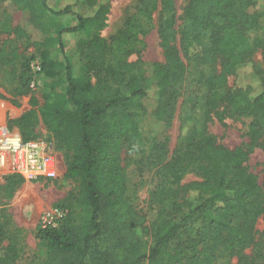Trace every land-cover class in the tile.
Masks as SVG:
<instances>
[{"label":"trees","instance_id":"obj_1","mask_svg":"<svg viewBox=\"0 0 264 264\" xmlns=\"http://www.w3.org/2000/svg\"><path fill=\"white\" fill-rule=\"evenodd\" d=\"M7 2L24 14L15 27L16 42L35 49L32 58L22 60L21 72L10 84L0 81L13 104L19 105L22 96L31 98V108L8 123L24 140L35 138L43 123L56 148L69 150L65 177L76 183L70 198L57 206L68 210L58 225L38 228L41 264H215L220 248L250 245L254 254L242 255V264H264V240L255 243L254 237L264 217V188L258 175L243 166L236 151L209 141L204 127L198 132L193 116L184 122L183 147L154 172L147 213H139L132 200L135 186L125 175L121 146L140 143L139 119L171 121L176 82L186 66L172 53L175 36L169 24L161 31L166 64L152 72L131 55L146 47L157 3L173 20L175 0H145L113 45L102 35L111 11L108 0H0V5ZM179 31L192 62L212 67L219 57L224 59L223 73L209 72L200 81L205 113L225 103L231 114L249 119L251 136H263L264 70L254 67L250 53L264 48V0H192ZM32 32L38 33L36 38ZM76 35L81 36L76 45L80 73L66 46ZM35 58L41 65L37 73L31 66ZM248 66L252 68L247 80L227 84L225 74ZM34 77L41 82L42 103L31 88ZM153 93L150 111L146 100ZM128 107L132 110L117 114ZM193 169H200L203 178L184 182ZM20 178L11 173L0 185V264H18L23 247V228L9 211ZM72 199L90 209L87 219L75 217ZM148 218L150 241L138 233ZM4 239L9 240L6 247Z\"/></svg>","mask_w":264,"mask_h":264},{"label":"rangeland","instance_id":"obj_2","mask_svg":"<svg viewBox=\"0 0 264 264\" xmlns=\"http://www.w3.org/2000/svg\"><path fill=\"white\" fill-rule=\"evenodd\" d=\"M111 5L108 26L102 35L109 45H113L119 31L124 28L131 18L138 12L145 0H108ZM192 0H175L176 10L174 19L166 18L162 13L161 3L158 2L154 9L155 27L146 36V47L139 53L131 55V59L139 65H143L152 71L159 64H166L167 50L162 44V28L170 26V32L175 36L171 41L173 55H177L185 64L186 72L180 80L176 82L177 95L173 104V116L169 123L155 122L151 119L138 120L141 126L142 140L136 146H129L123 143L121 146V162L125 175L134 184L135 190L131 193L139 213L148 211L150 191L154 186V172L159 165L167 162L175 155L184 144L186 126L185 120L193 116L195 128L199 132L205 128L206 138L218 146L227 147L236 151L242 160L243 166L258 175L259 182L264 188V135L253 137L248 132L249 119L238 114H231L225 103L209 107L208 115L205 113L204 89L200 81L209 72L216 74L223 73V58H218L216 63L210 67L200 65L189 59L182 33L179 26L183 23L184 17L191 6ZM6 7L5 10L2 8ZM21 9L10 3L0 5V47L4 52H0V81L7 84L12 82L14 74L21 72L22 60L32 58L35 55L34 46L30 43H17L15 27L23 19ZM37 32H32L34 38ZM80 35L69 39L66 43L68 53L71 54L76 72L82 71V61L77 51V41ZM263 47L258 46L250 53V60L255 68L264 70ZM37 59H31V66ZM250 68L241 70L237 74H225L227 84L233 86L247 80L251 76ZM13 71V72H12ZM15 71V72H14ZM93 82H97L95 73L91 74ZM62 78V75H60ZM41 85V82H40ZM40 87V86H39ZM39 87L34 90L40 103L43 102ZM0 93L6 94V98L0 97V120H5L11 130L19 131L15 126L9 125V118H17L26 110L31 108L30 96L19 98V105L10 101L11 96L6 93L4 86L0 85ZM155 93L147 100V105L153 110ZM132 108H119L118 115H122ZM188 123V126L190 124ZM20 132V131H19ZM36 137L47 140L59 160L60 176L56 179L40 178L27 180L23 176L20 178V185L17 187L14 198L9 205L15 224L23 228L22 251L18 256V264H41L40 257L41 240L38 236V228L42 226L44 217L48 218L51 212L53 218L59 215L53 213V209H65L57 207L66 197L74 192L76 183L65 177L64 169H67L69 160V150L57 149L53 134L48 131L43 123L38 124ZM35 137V138H36ZM11 173H4L0 170V185H3L6 178ZM203 173L200 169L190 170L184 178V182L202 179ZM73 214L78 220L87 219L90 209L80 207L76 201L70 200ZM68 211V210H67ZM149 218L138 227V233L144 240H151L148 232ZM255 243H262L264 240V217H261L255 227ZM9 240L4 239L2 245L7 246ZM254 246L242 248L222 247L217 252L215 264H242V255L252 256Z\"/></svg>","mask_w":264,"mask_h":264},{"label":"built area","instance_id":"obj_3","mask_svg":"<svg viewBox=\"0 0 264 264\" xmlns=\"http://www.w3.org/2000/svg\"><path fill=\"white\" fill-rule=\"evenodd\" d=\"M34 72L41 69L37 59L33 64ZM40 86L38 77H34L31 88L36 90ZM1 104V103H0ZM0 170L4 173H18L27 180L40 178L56 179L60 176L59 160L53 147L43 138L24 140L17 130H11L5 120H0ZM59 218H53L51 212L44 217L42 227L57 226L67 214V210L55 208L52 210Z\"/></svg>","mask_w":264,"mask_h":264},{"label":"crops","instance_id":"obj_4","mask_svg":"<svg viewBox=\"0 0 264 264\" xmlns=\"http://www.w3.org/2000/svg\"><path fill=\"white\" fill-rule=\"evenodd\" d=\"M66 171V168L64 169V172Z\"/></svg>","mask_w":264,"mask_h":264}]
</instances>
